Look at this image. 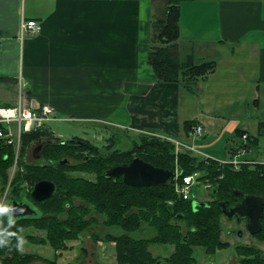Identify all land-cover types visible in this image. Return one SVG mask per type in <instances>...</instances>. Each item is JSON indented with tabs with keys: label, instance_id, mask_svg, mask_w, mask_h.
<instances>
[{
	"label": "crops",
	"instance_id": "1",
	"mask_svg": "<svg viewBox=\"0 0 264 264\" xmlns=\"http://www.w3.org/2000/svg\"><path fill=\"white\" fill-rule=\"evenodd\" d=\"M170 2L182 57L217 64L196 92L157 81L148 62L164 0H0V91H15L21 77L31 102L58 117L181 142L191 140L186 122L223 121L219 139L196 148L226 161L228 141L240 139L228 149L237 156V134H257L245 121L264 109V0ZM23 19L39 21L41 32L22 38Z\"/></svg>",
	"mask_w": 264,
	"mask_h": 264
},
{
	"label": "trees",
	"instance_id": "2",
	"mask_svg": "<svg viewBox=\"0 0 264 264\" xmlns=\"http://www.w3.org/2000/svg\"><path fill=\"white\" fill-rule=\"evenodd\" d=\"M164 1L166 7L162 15L155 16L153 20L148 55L156 80L181 84L183 80L196 82L206 78L215 71L216 62L199 63L191 52L182 57L179 11L170 0ZM1 80L15 82L8 78ZM195 125L196 121L186 122V131ZM244 134L239 132L237 136L242 138ZM263 138L264 121H261L257 134L249 135L247 147L259 145ZM40 140L46 142L43 150L45 165L31 167L27 164L26 152ZM80 141L63 144L49 129L24 136L12 191H25L40 181L48 180L55 184L56 192L40 203L41 218L21 220L11 229L15 232L11 245L0 247L1 264H33L38 261L52 264L51 260L37 254L19 252L17 239L20 238V227L26 224H33L44 231L46 243L56 252L67 249L69 242L79 240L88 228L102 225L107 232L105 240L115 246L116 264H156L158 261L162 264H197L196 248L203 249L207 256L212 257L229 246L223 240L225 218L218 204L233 202L231 193L234 189L264 196V164L242 163L236 169L211 157L199 159L187 152H178L173 142L149 135H143L140 142L128 151L113 150L111 153L108 151L116 144V140L111 138L104 152L89 142ZM137 157L156 167L176 171V183L131 187L122 178L113 181L104 176L109 167L128 164ZM15 159L14 148L0 141L3 191L9 183ZM74 171L93 175L95 179L73 176ZM199 172L203 174L198 177V184L211 182L214 185L210 192L211 200L206 201L207 207H194V197L185 200L176 191V185L183 177ZM262 224L263 230L255 237H264V218ZM5 230L7 220L0 217V231ZM154 247L161 248L164 255L155 256ZM236 253L239 264H264V254L256 247L238 245Z\"/></svg>",
	"mask_w": 264,
	"mask_h": 264
},
{
	"label": "rangeland",
	"instance_id": "3",
	"mask_svg": "<svg viewBox=\"0 0 264 264\" xmlns=\"http://www.w3.org/2000/svg\"><path fill=\"white\" fill-rule=\"evenodd\" d=\"M211 74H209L206 78H201L200 80H197L196 82H191V81L187 82L183 80V82L181 83L184 84L187 88H189L191 90V93L192 91L196 92V90H193V84L196 85L197 83H202ZM8 92L9 91H6V89L0 91V99L10 102L11 105H17L19 103L20 93H23L21 99L23 100L28 99L30 105L31 104L33 106L39 105V104H33L30 98L29 97L27 98L26 89L20 92L19 87L17 86V89L15 91H11L10 93ZM192 95L194 97V94ZM258 116H260L259 117L260 119L255 115L254 116L249 115V119L245 121L247 122L251 133H256L258 130L257 123L260 120H264L263 119L264 109L261 113H259ZM58 118L59 119L57 121H52L48 124V128L56 138H60L61 140L64 141H68L71 139L83 140L98 147L102 152L106 151V149L108 148L110 138L116 140V144L114 146H111V149L108 151V153H111L113 150L128 151L132 149L135 143H139L140 138L143 136V134H137L136 132L127 131L125 129H120L115 126L106 125L102 123H88L75 119L64 118L61 116H59ZM220 123H223V121H221ZM220 123L214 121L213 126H210L209 128H207L206 126L203 127L205 133L201 137L194 139L188 136L189 138H191V140L182 143H184L188 147L195 146L194 148L197 150V151L195 150L191 151L192 150L191 149L188 151L189 154L199 159L203 158L205 155L199 154L198 149L196 147L201 148L202 146L209 144V142L219 139V136H221L219 132L223 127V125L225 124L223 123L221 125ZM239 140L228 141L227 143L228 147L224 149V152L227 154L228 160L233 159V160L242 161L247 158L250 159L261 158L264 160V157L262 155L258 156L254 152H250L248 154L243 153L240 156H235L232 153H230L233 155L231 157L229 155L228 149L234 146L233 142L237 143L239 142ZM252 148L253 150L257 149L254 148V146ZM260 148L262 149L261 152L264 153V138L262 139ZM32 157H33V146H31L27 150L26 160L30 161ZM17 171H18V167H15L14 165V167L10 170V180L4 191L8 190V193H10V190H12L11 185L13 183V178L15 177ZM202 174L203 172L201 173L199 172L198 174L193 175L195 177L196 186L200 188V192L196 197L193 198L192 196V198L196 199V201L206 202L211 200L210 192L214 188V185L211 182H202V183L199 182L198 184L197 179ZM72 175L86 176L89 177L90 179H95L93 175L85 174L80 171H74L72 172ZM223 223H224L223 240L229 243L228 248L226 247L225 249L217 251V253L212 257L207 256L204 253L203 249L196 248L195 257L197 259V264H239V258L236 255L237 254L236 247L238 245H248V246L256 247L257 249L261 250L264 254V237L252 236L244 227V225H240L236 222H229L224 219ZM240 232L242 233L241 236H240ZM106 234L107 232L104 229V227H102V225L90 227L81 235L79 240L69 242V246L67 247V249L56 252L55 250L52 249V247L48 243H46L44 238L45 237L44 231L38 229L33 224H26L25 226L20 227L19 239H21L23 243L19 245V252L37 254L43 257L44 259L51 260L52 264H78L80 253H82L83 249H86L87 251H89L90 254L91 253L96 254L98 260L101 261V264H116L115 246L112 243H109L105 240ZM93 235L95 236L97 235V236L95 237ZM97 238L100 240H98ZM153 249H154L153 253L155 256L159 257L161 255H164L161 248L154 247ZM33 264H47V263H45L44 261H38Z\"/></svg>",
	"mask_w": 264,
	"mask_h": 264
},
{
	"label": "water",
	"instance_id": "4",
	"mask_svg": "<svg viewBox=\"0 0 264 264\" xmlns=\"http://www.w3.org/2000/svg\"><path fill=\"white\" fill-rule=\"evenodd\" d=\"M63 144L81 143L80 140L71 139L68 141L56 138ZM107 179L118 181L120 178L123 182L131 187H150L162 186L168 183L175 184L178 174L176 171L163 169L145 162L137 157L128 164H115L104 173ZM2 183L0 182V190ZM56 190L53 182L44 180L37 183L32 191V197L37 202H42L52 197ZM200 192L198 186L193 187L192 196L196 197ZM233 200L238 203L229 206L230 201L220 202L218 208L223 217L229 221H235L240 224L242 221L247 223V231L252 235H257L263 230L262 219L264 218V196L250 195L242 190L234 189L231 193ZM13 205L17 211L14 214L16 223L21 220H34L43 216L42 211L28 201H18L15 198L8 202ZM194 207H207L206 202L194 201ZM242 233L240 232V236ZM156 264H162L158 261Z\"/></svg>",
	"mask_w": 264,
	"mask_h": 264
},
{
	"label": "built area",
	"instance_id": "5",
	"mask_svg": "<svg viewBox=\"0 0 264 264\" xmlns=\"http://www.w3.org/2000/svg\"><path fill=\"white\" fill-rule=\"evenodd\" d=\"M22 38L26 36H34L41 32L42 25L37 20H28L23 19L21 24ZM17 86L19 87L20 92L26 89V82L20 77ZM26 94V93H25ZM23 93H20V101L17 105L4 106L0 105V141L4 144L14 148L16 153L15 167L18 165L19 156L21 149L23 147L24 136L28 133L43 131L44 129H49L48 124L52 121H57L59 118L56 114L55 108L49 104H39L37 106L30 105L28 99H21ZM28 98V97H27ZM50 130V129H49ZM205 130L202 125H195L189 131L188 136L196 139L203 136ZM248 134H244L243 144L236 148L237 156L242 155L243 153L254 152L258 156L264 154L259 145L254 146L257 148L253 150L252 147H247L248 145ZM169 140V139H166ZM176 145L178 152H187L197 151L193 146L188 147L184 143L178 140H169ZM262 153V154H260ZM207 156H205L206 158ZM224 163H229L233 165L236 169H239L242 163H249L254 165V163L264 164V160L259 159H250L247 158L242 161L238 160H226L222 161ZM196 186L195 177L193 175L183 177L182 181L176 185L177 193L183 197L185 200L192 198L193 187ZM8 190L5 191L7 195Z\"/></svg>",
	"mask_w": 264,
	"mask_h": 264
},
{
	"label": "flooded vegetation",
	"instance_id": "6",
	"mask_svg": "<svg viewBox=\"0 0 264 264\" xmlns=\"http://www.w3.org/2000/svg\"><path fill=\"white\" fill-rule=\"evenodd\" d=\"M45 144H46L45 140L44 141L40 140V141H38L32 145L33 146V157L30 161H27V164L29 166H31V167H42L45 165V160L43 159V150L45 148ZM35 185L33 187H31V189L28 188L25 191L16 192V191L10 190V193H7V195H5V191H3V186H2V188L0 190V202L8 203L10 201V199L15 198L18 201H28L40 209V207H39L40 203H43L46 200H44L42 202H37L33 199L32 191H33ZM55 192H56V190H55ZM236 203H238V201H236V200H234L233 202L230 201L228 207H231L232 205H234ZM232 222H235V221H232ZM240 225H244V227L247 229V223L245 221H242L240 223ZM78 262H79L78 264H101V261L98 260L96 254H94V253L90 254L89 251H87L86 249H83L82 253H80Z\"/></svg>",
	"mask_w": 264,
	"mask_h": 264
},
{
	"label": "clouds",
	"instance_id": "7",
	"mask_svg": "<svg viewBox=\"0 0 264 264\" xmlns=\"http://www.w3.org/2000/svg\"><path fill=\"white\" fill-rule=\"evenodd\" d=\"M17 209L11 205L10 203L0 202V217L6 218L7 220V230L0 231V247L10 246L11 245V237L13 236L14 231L11 229L16 225V219L14 218V214ZM23 241L21 239H17V246L21 245Z\"/></svg>",
	"mask_w": 264,
	"mask_h": 264
}]
</instances>
